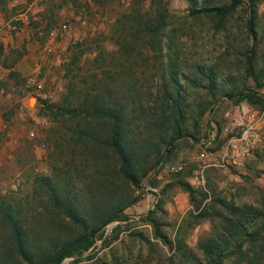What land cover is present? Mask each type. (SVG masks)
Segmentation results:
<instances>
[{"label": "rangeland", "instance_id": "1", "mask_svg": "<svg viewBox=\"0 0 264 264\" xmlns=\"http://www.w3.org/2000/svg\"><path fill=\"white\" fill-rule=\"evenodd\" d=\"M75 41L68 99L124 106L137 184L103 147L77 138L78 128L102 134V122L43 105H65ZM0 46V204L18 208L34 264H52L63 240L92 229L91 245L58 264H214L202 246L239 214L230 203L259 211L240 219L259 226L264 106L228 97L252 88L264 100V0H0ZM65 197L84 224L53 205ZM113 201L126 205L101 224ZM3 224L0 264H27Z\"/></svg>", "mask_w": 264, "mask_h": 264}, {"label": "trees", "instance_id": "2", "mask_svg": "<svg viewBox=\"0 0 264 264\" xmlns=\"http://www.w3.org/2000/svg\"><path fill=\"white\" fill-rule=\"evenodd\" d=\"M211 9H194L191 8V14L206 13ZM133 14V18L138 24L140 23L141 15L138 10ZM145 26L143 30H145ZM140 26L139 28H141ZM79 41L71 43L69 47L70 58L69 63L66 64L63 75L65 79L64 91L62 100L64 103L60 104H47L44 102L46 108L51 109L52 113L59 116H69L71 118H90L95 121H100L104 125L102 134L90 135V132L83 128L76 129V136L79 139L93 141L99 146L103 147L105 151L110 153V156L116 161L117 173L132 184H137L139 176L136 175L135 159L133 157V148L129 145L127 138L126 127L124 126V119L122 112L124 106L119 103H108L107 101H97L90 105L85 102L73 101L68 98L73 96L75 91L74 80L75 75L73 69L69 64H74L78 58ZM1 47V46H0ZM10 72V71H9ZM257 87L260 85H256ZM165 89V84L163 85ZM228 99L233 103L246 101L249 104L264 106L263 97L260 96L252 88H246L237 92L234 96H229ZM67 101V102H66ZM172 108L176 107L173 103L170 105ZM145 170L141 172L144 176ZM189 191V190H188ZM53 205L60 208L64 216L77 224H84L83 216L75 203L70 198L53 199ZM126 205V204H125ZM125 205L113 201L107 207V218L101 223H107L115 220L120 216V213ZM230 212L239 213L233 220H229L227 228L224 230V237L220 241H209L206 245L202 246L205 255L214 260V264H221L224 258L230 259L225 264H264V259L259 258L260 252L264 256V217H262L259 226H252L249 230L243 227L240 219L251 222L252 218L261 216V213L255 208L245 206L243 210L240 207L234 206L231 203L228 207ZM19 210L16 206L10 204H0V216L3 225L6 227V241L12 254L22 258L27 264H34L33 255L31 252V240L29 232L20 223L18 216ZM94 229L88 233L74 235L63 240L59 246L53 250L48 256L52 264H58L63 258L72 256L75 253L86 250L93 241ZM263 234V235H262Z\"/></svg>", "mask_w": 264, "mask_h": 264}, {"label": "crops", "instance_id": "3", "mask_svg": "<svg viewBox=\"0 0 264 264\" xmlns=\"http://www.w3.org/2000/svg\"><path fill=\"white\" fill-rule=\"evenodd\" d=\"M27 60L29 59V58H31V56H28V57H25ZM0 67H1V65H0ZM2 68V67H1ZM0 68V69H1ZM19 69H21V67H19ZM9 69H7V71H8ZM35 70V67H34V65H31L30 67H27V68H25V71L24 70H22V72L24 71V72H26V73H30V72H32V71H34ZM3 72H4V70H1L0 71V76L3 74Z\"/></svg>", "mask_w": 264, "mask_h": 264}]
</instances>
